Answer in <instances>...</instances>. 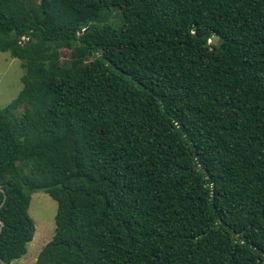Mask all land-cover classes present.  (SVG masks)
<instances>
[{
    "label": "trees",
    "instance_id": "trees-1",
    "mask_svg": "<svg viewBox=\"0 0 264 264\" xmlns=\"http://www.w3.org/2000/svg\"><path fill=\"white\" fill-rule=\"evenodd\" d=\"M0 52L4 264L36 191L33 264H264V0H0Z\"/></svg>",
    "mask_w": 264,
    "mask_h": 264
},
{
    "label": "rangeland",
    "instance_id": "rangeland-1",
    "mask_svg": "<svg viewBox=\"0 0 264 264\" xmlns=\"http://www.w3.org/2000/svg\"><path fill=\"white\" fill-rule=\"evenodd\" d=\"M34 3V0H28ZM111 22H118L117 12L112 11ZM22 41L25 38H21ZM68 51L59 50V61L62 65L67 62ZM24 73L21 62L11 58L8 53L0 52V108L5 107L21 89L20 78ZM18 109L15 114L21 112ZM27 214L33 223V235L26 245L25 253L20 258L14 260L12 264H33L39 251L53 235L55 202L41 191L31 193Z\"/></svg>",
    "mask_w": 264,
    "mask_h": 264
},
{
    "label": "water",
    "instance_id": "water-1",
    "mask_svg": "<svg viewBox=\"0 0 264 264\" xmlns=\"http://www.w3.org/2000/svg\"><path fill=\"white\" fill-rule=\"evenodd\" d=\"M214 39H215V37L213 36L212 37V39L209 41V43H214ZM101 52V51H100ZM100 58H102L101 56H100ZM113 71H116V68L115 67H112L111 68ZM0 192L3 194V191L0 189ZM4 199H5V197H4V195L2 196V200L0 201V207H1V205L3 204V202H4ZM1 225H2V223L0 222V227H1ZM0 264H4L1 260H0Z\"/></svg>",
    "mask_w": 264,
    "mask_h": 264
}]
</instances>
